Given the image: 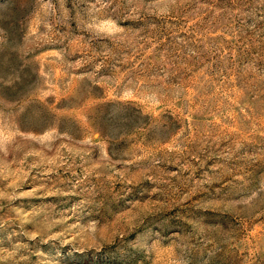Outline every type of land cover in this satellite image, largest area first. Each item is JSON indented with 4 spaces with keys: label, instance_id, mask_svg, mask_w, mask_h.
Wrapping results in <instances>:
<instances>
[{
    "label": "rangeland",
    "instance_id": "1",
    "mask_svg": "<svg viewBox=\"0 0 264 264\" xmlns=\"http://www.w3.org/2000/svg\"><path fill=\"white\" fill-rule=\"evenodd\" d=\"M0 264H264V0H0Z\"/></svg>",
    "mask_w": 264,
    "mask_h": 264
}]
</instances>
